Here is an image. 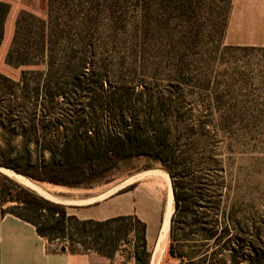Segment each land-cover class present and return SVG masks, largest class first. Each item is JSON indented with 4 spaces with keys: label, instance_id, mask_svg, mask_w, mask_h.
I'll use <instances>...</instances> for the list:
<instances>
[{
    "label": "trees",
    "instance_id": "trees-1",
    "mask_svg": "<svg viewBox=\"0 0 264 264\" xmlns=\"http://www.w3.org/2000/svg\"><path fill=\"white\" fill-rule=\"evenodd\" d=\"M127 2L47 0L45 18L27 11L19 14L7 63L17 67L43 65L46 71L39 74L30 92L26 90L32 83L29 76L34 73L24 72L17 83L0 74V128L13 136L20 135L31 156L21 166L9 162H0V166L35 182L76 188L105 179L121 163L148 158L159 163L172 182L174 212L168 247L172 258L196 264L226 252L232 256L233 264H237V257L244 264H264V245L260 248L248 238L233 239L229 227L219 232L221 202L217 194L211 207L216 216L207 218L202 212L209 208L202 193L188 184L187 151L177 147L176 128L169 117L163 116L164 111L173 109L172 102L160 98L134 103L126 98L122 88L106 89L104 80L96 81L93 59L100 51H113L123 44L116 35L128 28ZM224 2L226 18L217 46L223 44L232 7L231 0ZM154 6L146 4L140 15H150ZM201 7L195 0H165L168 11H180L189 18L199 15ZM9 12L10 5L0 0V46ZM105 12L108 20L102 24ZM159 30L160 25L149 20L138 24L135 32L150 35ZM104 34L108 41L96 39ZM144 42L148 46L146 51L160 45ZM205 44L191 39L168 41L167 52L171 56H186ZM91 87L94 88L90 91ZM10 179L5 175L0 178V208L8 203L15 205L3 210L2 216L12 214L31 223L50 245L68 242V247L60 249L65 247L73 254L97 253L113 258L120 242L133 235L136 264H150L146 224L136 216L82 221L70 216L67 206ZM133 188L134 185L126 191ZM251 228L247 230L249 237ZM187 229L203 241L198 251L189 254L176 246L190 237Z\"/></svg>",
    "mask_w": 264,
    "mask_h": 264
},
{
    "label": "rangeland",
    "instance_id": "rangeland-1",
    "mask_svg": "<svg viewBox=\"0 0 264 264\" xmlns=\"http://www.w3.org/2000/svg\"><path fill=\"white\" fill-rule=\"evenodd\" d=\"M126 1L128 14L125 20L128 28L116 35L123 44L113 51H100L93 59L98 74L96 81L104 80L106 89L122 88L126 98L134 103L157 101L160 98L172 102L173 109H170V112L164 111L163 116L165 119L169 117L176 128L174 137L177 147L187 151L185 169L190 176L188 184L202 193L209 208L202 212L209 216L207 218L216 216L211 207L217 194L221 202V211L219 217L217 216L221 226L219 232L229 227L230 237L233 239L236 237L253 239L257 246L262 248L264 48L230 47L224 40L221 46H217V42L222 38L223 22L226 18L224 0H195L202 7L199 15L192 18L182 16L180 11H168L165 8V0ZM146 4L155 6L150 15L143 13L141 16L140 9ZM46 6L30 13L45 18ZM21 12L10 10L6 19L5 35L0 46V74L17 83L24 72L34 73L29 76L32 83L26 90L30 92L35 88L39 74L45 73V66L17 67L7 63L15 23ZM105 14L102 24H106L108 20L106 19L108 14L106 12ZM149 20L160 25L158 32L150 35L135 32L138 24ZM194 23L198 24L193 25ZM106 37L104 34L97 36L96 39L104 42L109 40ZM190 39L206 44L196 47L193 53L186 56L168 54V41ZM144 41L160 45L156 44L155 49L146 51L148 46L144 45ZM93 88L91 87L90 91ZM27 149L29 147L20 135L13 136L0 128V162L21 166L31 157ZM151 178H159L166 186L167 207L164 223L166 230L161 232V236L166 233V237L159 243L164 247L167 242L169 243L171 218L168 216L167 219V214L172 207L173 215L174 197L171 198V194L169 195V189L172 190L170 176L157 162L148 158L132 159L121 163L105 179L73 189L30 179L32 185H28L9 176L11 181L15 180L13 182L23 187L32 188L46 198L49 196L48 192L51 195L53 193L65 195V192L81 190L99 192L107 188L124 186L130 181ZM14 205L8 203L0 208V218L3 210ZM193 226L196 225L193 223ZM248 227H252L249 230L251 237L247 234ZM192 232L191 229H187L186 233L190 234L188 240L176 245L180 251L189 254L198 251L203 245V241L192 235ZM135 242L133 235L120 242L116 254L119 253L122 258L117 259V263L134 264ZM52 245L57 249L69 246L68 242L60 241ZM176 260L179 264L188 262L186 259ZM235 262L244 264L241 257H237ZM233 263L232 256L226 252L206 261L196 262V264Z\"/></svg>",
    "mask_w": 264,
    "mask_h": 264
},
{
    "label": "crops",
    "instance_id": "crops-1",
    "mask_svg": "<svg viewBox=\"0 0 264 264\" xmlns=\"http://www.w3.org/2000/svg\"><path fill=\"white\" fill-rule=\"evenodd\" d=\"M2 1L10 5V10L18 12H35L47 3V0ZM231 2L224 43L230 47L264 48V0ZM2 175L5 174L0 170V178ZM132 185L134 188L126 191ZM165 187L159 178H151L134 180L124 186L99 192L81 190L65 192V195H51L47 192L52 196L51 201L67 206L68 214L82 221L103 222L118 217L136 216L146 224L150 264H179L168 254V242L164 247L159 245L167 207ZM168 216L169 211L167 219ZM163 236L164 233L161 240L164 239ZM61 249L50 245L31 223L12 214L0 218V264H119L117 259L122 258L119 253L114 258H108L97 253L73 254L67 248L64 252Z\"/></svg>",
    "mask_w": 264,
    "mask_h": 264
},
{
    "label": "bare ground",
    "instance_id": "bare-ground-1",
    "mask_svg": "<svg viewBox=\"0 0 264 264\" xmlns=\"http://www.w3.org/2000/svg\"><path fill=\"white\" fill-rule=\"evenodd\" d=\"M0 170H1V172H3V174H5L6 176L7 175H9V176H12V177H15V178H17V179H19V180H21V181H23L24 183H26V184H28V185H32V183L30 182V180L28 179V178H25V177H23V176H21L20 174H17L15 171H13V170H11V169H7V168H2V167H0ZM29 180V181H28ZM130 182H132V181H130ZM129 182V183H130ZM172 183V182H171ZM31 190H33L32 188H30ZM33 191H35V190H33ZM36 192V191H35ZM36 193H38V192H36ZM39 194V193H38ZM171 194V198H172V196H173V189L171 190V189H169V195ZM39 195H41V194H39ZM41 196H43V197H45L46 198V196H44V195H41ZM50 196H48L47 197V199H50V200H53L52 199V197H50ZM174 197V196H173ZM172 216V207H170V209H169V219L171 218V216ZM164 228H165V225L163 226V229L162 230H164ZM168 228H169V226H168ZM165 230H166V228H165ZM166 234V233H165ZM164 234V236H163V238H165L166 237V235ZM160 240H161V236H160ZM160 240H159V243H160ZM158 247H159V245H158ZM158 251V248H157V250H156V252ZM154 264V263H153Z\"/></svg>",
    "mask_w": 264,
    "mask_h": 264
},
{
    "label": "water",
    "instance_id": "water-1",
    "mask_svg": "<svg viewBox=\"0 0 264 264\" xmlns=\"http://www.w3.org/2000/svg\"><path fill=\"white\" fill-rule=\"evenodd\" d=\"M18 174V173H17ZM21 175V174H20ZM21 176H23V175H21ZM24 177V176H23ZM26 178V177H25ZM63 252L64 251H66V248L65 247H63L62 249H61Z\"/></svg>",
    "mask_w": 264,
    "mask_h": 264
}]
</instances>
